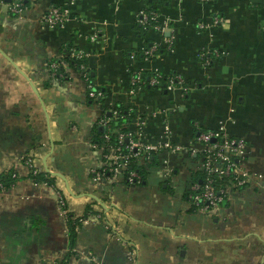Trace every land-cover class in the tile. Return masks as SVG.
Wrapping results in <instances>:
<instances>
[{"label":"crops","instance_id":"0c3cea01","mask_svg":"<svg viewBox=\"0 0 264 264\" xmlns=\"http://www.w3.org/2000/svg\"><path fill=\"white\" fill-rule=\"evenodd\" d=\"M55 4L70 10L62 27L41 21ZM145 7L157 9L173 38L166 48L150 29L164 49L148 59L137 54ZM216 13L223 19L214 23ZM70 47L87 53L101 100L87 95L74 63L48 68L47 60ZM0 49V172L21 176L0 191V264L65 257L67 264H264V0H27L17 15L0 0ZM206 51L211 63L201 59ZM154 70L181 75L185 91L132 86L133 71ZM118 106L130 112L133 139L181 146L146 162L142 183L99 176L104 161L93 137L105 130L101 117L116 118ZM220 123L246 139L242 162L255 176L229 187L220 203L193 209L191 173L201 163L192 152L201 148L195 129ZM24 155L44 171L45 159L70 190L59 175L56 187L28 177ZM57 189L69 211L90 213L76 234L77 255H68Z\"/></svg>","mask_w":264,"mask_h":264},{"label":"built area","instance_id":"2783aa9c","mask_svg":"<svg viewBox=\"0 0 264 264\" xmlns=\"http://www.w3.org/2000/svg\"><path fill=\"white\" fill-rule=\"evenodd\" d=\"M5 3L8 11L15 15L22 13L26 7L24 0H5ZM69 16L70 10L67 5L55 4L51 5L42 13L41 21L48 26L62 27ZM222 19L223 17L217 13L213 15L214 23L220 22ZM138 20L142 24L151 23L152 21L153 26L150 29L159 33L166 48L172 47L173 38L171 35L166 34L167 23L159 19L157 11H144L142 9L138 13ZM159 46H162L161 41L154 40L148 47H142L143 58L148 59L154 56ZM70 53L77 62L75 66L81 71L86 84L87 95L94 100L101 99L104 91L92 82L86 63L87 53L79 48L71 49ZM59 63L64 64L66 62L64 60H60L59 62H46L48 68L54 70ZM168 76L166 84L168 89L179 86L185 91L184 81L181 75L175 74ZM140 83H148L150 85L161 84L160 71L154 70L153 74L148 77H145L142 72L133 71L131 74L132 86L139 85ZM100 121L105 126L103 137L109 141L110 133L114 130V127H112V118L108 115H103ZM123 137L128 139V143L124 145L122 144ZM196 139L201 143V148L199 150L194 149L192 152H196L200 156L201 163L199 168L203 171V176L201 180L196 179L191 182L189 200L198 209H207L210 205L220 203L227 195L229 187L241 188L246 186L254 178L255 173L246 168L242 162L244 154L247 151L246 139L242 136L231 134L226 130L224 124L220 123L215 127L199 130ZM92 145L94 148L102 151L104 164L99 171V176L103 177L106 171L109 175L126 172V181L128 184L138 183L141 179L140 174L134 168H128L132 157H144V154L148 156L151 152H158L161 149L176 152L181 148L179 144H173L168 139L158 143H145L141 140L133 139L128 132H119L116 143H105L104 141L93 140ZM22 159L28 171L37 172L40 170L35 166L31 156L24 155ZM167 161V158L163 159V162L166 163ZM217 179H224V183L219 184ZM42 183L48 184L46 182ZM48 185L55 187L52 184ZM8 187L0 181V191H4ZM57 193L65 217V212L68 210L65 207V199L60 190ZM89 214L79 216L78 220L81 222V225L89 222Z\"/></svg>","mask_w":264,"mask_h":264},{"label":"trees","instance_id":"16d2710c","mask_svg":"<svg viewBox=\"0 0 264 264\" xmlns=\"http://www.w3.org/2000/svg\"><path fill=\"white\" fill-rule=\"evenodd\" d=\"M24 4L27 5V0H24ZM144 11H151V10H154V11H157L156 8H153V7H145L143 8ZM158 12V11H157ZM137 25H138V28L140 29V33L145 37L144 39V43H143V48L144 47H148L153 41L154 39H151L150 37H148V31L150 30V28L153 26V22L151 21V23H147V24H142L138 18H137ZM77 49L75 47H70L68 48V53L67 54H64V55H60V56H57L55 58H51L49 60H47L48 62L50 61H60V60H64L65 62H71V63H74L76 64V60L73 59V57L71 56V49ZM139 49L137 54H140V55H143L142 53V49ZM164 49L163 46H159L158 47V50L157 52H159L160 50ZM212 52V51H211ZM220 55V52L219 51H216L214 56H218ZM213 57H211V54L206 51V52H202L201 54V59H203L206 63H211V60H212ZM63 66L62 63H59L57 65V67L54 69L50 68V71H58L60 70V68ZM161 73V72H160ZM151 74H153V71H151L148 76H150ZM176 73H172L171 75H175ZM90 77L92 78L91 74H89ZM145 75V74H144ZM147 75H145V77H148ZM168 75H164L163 73H161V85L163 87H166V84H167V79H168ZM167 88V87H166ZM98 100H101V99H98ZM116 111L118 112V116L114 119H112V127H114V130L111 131L110 133V138H109V141L108 140H105V138L103 137V132L105 130H103L101 133H96L95 134V137H93V140L94 141H100V142H105V143H116V139L118 137V133L119 132H126V129H127V122L129 120V116H130V112L129 110L124 107V106H118L116 108ZM107 115V114H106ZM110 117H112V114L109 115ZM202 129H205V128H201V127H198L195 129V135H197V132L199 130H202ZM128 143V139H126V137L122 138V144H126ZM156 153L157 152H151L148 156H146L144 154V157H132L130 162H129V166L128 168H134L141 176V179H140V182L138 183H142V181L144 180L145 178V169H144V165L146 162H149V161H152L154 159V157L156 156ZM22 162H23V159H22ZM106 174L109 175V173L106 171L105 172ZM122 176H123V180L126 184L127 181H126V172H122L121 173ZM28 177L32 178L34 181L36 182H46L48 184H52L53 186L56 187L55 185V178L56 176L50 174L49 172L47 171H44V170H39L37 172H33V171H28L27 174H26ZM202 176H203V171L200 169V168H195V170L192 171L191 173V182L194 181V180H201L202 179ZM20 176L19 172L17 170H6V171H2L0 172V181L6 186H10L11 184L14 183V181H16ZM218 180V183H224V179H217ZM62 192V191H61ZM191 192V191H190ZM189 193V192H188ZM192 205V208L193 209H198L193 203H191ZM89 210V209H88ZM87 213H89L88 211L82 215H76L74 212L72 211H69L67 210L65 212V224H66V236L68 238V255H77V252L75 251L74 247H75V239H76V234H77V231H78V228L81 226V222L78 220L79 216H83V215H86ZM56 264H67V258H63L61 259L60 261H58Z\"/></svg>","mask_w":264,"mask_h":264},{"label":"water","instance_id":"95a60500","mask_svg":"<svg viewBox=\"0 0 264 264\" xmlns=\"http://www.w3.org/2000/svg\"><path fill=\"white\" fill-rule=\"evenodd\" d=\"M6 1H9V0H6ZM0 52H2V50L0 49ZM4 55H5V57H7L8 58V56L5 54V53H3ZM11 60V59H10ZM12 61V60H11ZM13 62V61H12ZM104 128V127H103ZM104 130V129H103ZM44 169H45V171H47V172H49L50 174H52V175H59V176H62L63 178H64V176H63V174L61 173V172H59V171H54V170H50L49 168H48V166H47V164H46V162H45V159H44ZM64 180L66 181V185H67V188L70 190V188H69V185H68V182H67V179L66 178H64Z\"/></svg>","mask_w":264,"mask_h":264},{"label":"rangeland","instance_id":"374dc122","mask_svg":"<svg viewBox=\"0 0 264 264\" xmlns=\"http://www.w3.org/2000/svg\"><path fill=\"white\" fill-rule=\"evenodd\" d=\"M65 207H66V205H65Z\"/></svg>","mask_w":264,"mask_h":264}]
</instances>
